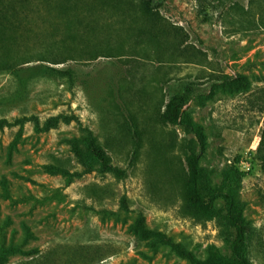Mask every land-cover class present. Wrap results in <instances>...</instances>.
Masks as SVG:
<instances>
[{
    "label": "rangeland",
    "instance_id": "1",
    "mask_svg": "<svg viewBox=\"0 0 264 264\" xmlns=\"http://www.w3.org/2000/svg\"><path fill=\"white\" fill-rule=\"evenodd\" d=\"M71 1L76 24L45 0L0 6V61L14 67L0 72V249H15L5 264H188L138 239L139 217L200 262L231 259L223 201L207 218L185 203L194 138L162 113L174 93L194 89L184 109L205 137L203 195L234 191L249 224L264 226V0H165L153 14L141 0ZM45 68L71 70L73 81ZM237 76L244 90L221 86ZM24 117L38 124L15 123ZM92 143L123 175L102 169ZM231 166L246 175L227 181Z\"/></svg>",
    "mask_w": 264,
    "mask_h": 264
},
{
    "label": "trees",
    "instance_id": "2",
    "mask_svg": "<svg viewBox=\"0 0 264 264\" xmlns=\"http://www.w3.org/2000/svg\"><path fill=\"white\" fill-rule=\"evenodd\" d=\"M2 1L3 0H0V6H2ZM45 1L51 7L52 11H54L58 16L67 19L68 21L75 20L72 21V23L76 24V22L78 21V6L77 4H74L73 1ZM164 1L165 0H141V6L139 7L142 12L146 14H153L163 5ZM6 13L7 11L0 7L1 20L8 21L6 18ZM15 14H17V11L16 8H13L11 10V17L14 18V20L9 23L13 31L16 30L17 27L15 25H17L18 22V20L16 22ZM70 18L72 20H70ZM1 29L2 28H0V30ZM10 40L12 43H14L15 37L12 36ZM79 53L87 54L88 52L80 48ZM13 69L14 67L7 66L5 63L0 61V72L4 70L12 71ZM45 72H48L50 75L54 74L58 76H66L68 78L69 83L73 81L74 72L71 70L61 71L57 69L45 68ZM222 81L223 82L220 83L221 86L228 88V91L232 93H237L241 90H244L246 87L244 85L245 80L241 76H237L235 78L223 77ZM23 83H25V80L20 78V84ZM193 93L194 89L190 86H184L182 92L174 93L165 105L164 111L162 113V120L165 123L181 127L182 129H184L185 132H187V134L193 136L197 149L196 151H189L185 158V203L193 216L197 218H207L211 215L213 211L214 201L218 198L223 201L226 226L229 230L232 231V239L230 241L232 258L229 260L219 259L213 261L212 263L200 262L195 258V256L191 252H188L179 244H173L172 241L170 239H167L165 235L146 229L142 217H139L135 221L133 231L140 240H148L153 238L155 242H158L162 245H168L170 248L175 249L178 255L182 259L186 260L188 264H252L248 258V255L250 253H252L254 258H257L258 260H261L264 257V226H262L261 228H254L249 224V222L245 219L243 215V204L238 201L234 191L228 190L224 192L220 189H210L209 187H207L206 196H204L201 191L200 184L201 178L203 176L201 170L199 169V156L205 148V137L202 128L198 124L193 122L192 118L184 109L190 96ZM60 118V116L51 118L46 122V124L56 123ZM27 121H33L34 124H38L36 118L25 117L20 120H17L15 123H17L21 127ZM7 125V120L0 119V129L6 127ZM260 144H264V127L262 130ZM89 147L91 149V155L95 157V159L99 162L105 172L112 173L118 177L123 175V172L109 165L108 160L105 157L103 151L100 148L96 147L94 143H92ZM76 156L79 162L88 165V163L86 162L87 158L82 153L78 151L76 153ZM261 163L262 168L264 169V156L261 158ZM238 164H240V160L236 159L234 165ZM245 175L246 173L240 172L235 166H231V169L227 170L224 173V177L227 181L239 180ZM14 251L15 249L11 246L2 247L0 249V264H5L7 254L12 253Z\"/></svg>",
    "mask_w": 264,
    "mask_h": 264
}]
</instances>
